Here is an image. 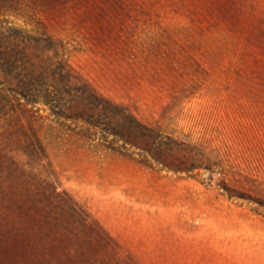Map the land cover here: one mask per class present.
<instances>
[{
    "label": "rangeland",
    "instance_id": "obj_1",
    "mask_svg": "<svg viewBox=\"0 0 264 264\" xmlns=\"http://www.w3.org/2000/svg\"><path fill=\"white\" fill-rule=\"evenodd\" d=\"M14 166L133 264H264V0H0V191ZM8 204L0 264H48L38 213Z\"/></svg>",
    "mask_w": 264,
    "mask_h": 264
},
{
    "label": "trees",
    "instance_id": "obj_2",
    "mask_svg": "<svg viewBox=\"0 0 264 264\" xmlns=\"http://www.w3.org/2000/svg\"><path fill=\"white\" fill-rule=\"evenodd\" d=\"M76 78L84 87L89 88L86 80L77 75ZM84 97L83 102L91 109L101 111L109 119L123 121V132L118 134L124 141L132 142L138 135L149 136L148 133L138 131V128L145 126L130 112L117 108L120 104L95 91ZM11 165L12 161L9 162ZM3 179V190L0 192L4 200L0 208L11 207L12 204L8 203L13 202L22 212L34 210L38 213L41 222L37 219L35 227L41 231L43 240L54 255L48 264H133L132 259L121 254L118 243L104 227L65 192L56 191L49 183L36 180L34 175L16 166L10 167ZM58 249L64 251L62 260L57 253Z\"/></svg>",
    "mask_w": 264,
    "mask_h": 264
}]
</instances>
